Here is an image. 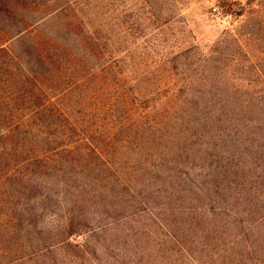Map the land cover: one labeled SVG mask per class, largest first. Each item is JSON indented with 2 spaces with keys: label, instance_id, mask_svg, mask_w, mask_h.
I'll use <instances>...</instances> for the list:
<instances>
[{
  "label": "rangeland",
  "instance_id": "1",
  "mask_svg": "<svg viewBox=\"0 0 264 264\" xmlns=\"http://www.w3.org/2000/svg\"><path fill=\"white\" fill-rule=\"evenodd\" d=\"M108 1L122 66L155 67L147 93L166 84L161 126L115 158L127 184L82 195L75 234L57 230L67 207L46 215L55 251L24 264H264V0Z\"/></svg>",
  "mask_w": 264,
  "mask_h": 264
},
{
  "label": "trees",
  "instance_id": "2",
  "mask_svg": "<svg viewBox=\"0 0 264 264\" xmlns=\"http://www.w3.org/2000/svg\"><path fill=\"white\" fill-rule=\"evenodd\" d=\"M108 4L0 0V264L52 254L43 222L58 206L67 209L57 230L75 234L82 195L109 175L127 184L115 158L125 143L144 156L140 132L159 124L150 96L166 84L155 80L147 93L155 67L122 66ZM56 255L41 264L62 263Z\"/></svg>",
  "mask_w": 264,
  "mask_h": 264
},
{
  "label": "built area",
  "instance_id": "3",
  "mask_svg": "<svg viewBox=\"0 0 264 264\" xmlns=\"http://www.w3.org/2000/svg\"><path fill=\"white\" fill-rule=\"evenodd\" d=\"M215 10H217V9L215 8Z\"/></svg>",
  "mask_w": 264,
  "mask_h": 264
}]
</instances>
